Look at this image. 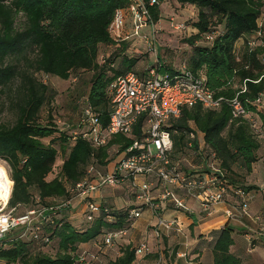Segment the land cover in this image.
I'll use <instances>...</instances> for the list:
<instances>
[{
	"label": "trees",
	"instance_id": "1",
	"mask_svg": "<svg viewBox=\"0 0 264 264\" xmlns=\"http://www.w3.org/2000/svg\"><path fill=\"white\" fill-rule=\"evenodd\" d=\"M144 1L149 9L148 21L157 23L161 3L169 0H160L154 6H149V0ZM178 1L199 9L194 24L198 32L187 38L193 47L192 53L188 64L182 67L195 78H204L205 86L216 97L237 96L264 128V0ZM129 3L130 0H0V86L4 88L17 78L21 80L17 120L12 126L0 123V159L9 166L13 181L9 206L18 207L21 210L18 214L66 203L72 198L67 183L75 186L83 181L90 166L105 172L119 152L132 144L133 136L116 135L106 145L94 147L81 136L74 138L76 126L70 134L59 128L52 114L50 121L42 124L41 110L53 100L56 92L35 76L39 72L67 80L72 74L79 79L82 72H92L86 81L88 89L80 93L86 96L82 104L78 101V114L84 106H89L102 125L107 126L111 83L135 71L136 60L125 54L128 43L113 40L109 33L115 12ZM20 13L24 22L18 27ZM208 35L213 39H207ZM252 40L255 41L253 46L250 45ZM239 41L242 45L238 48ZM115 43H120V51L124 52L120 61L117 62L115 53L104 56L101 62L103 46ZM30 53L34 54L32 59H28ZM21 59H25L33 71L22 68ZM159 64V71L170 75L182 68ZM232 117L227 103L217 109L205 108L202 104L184 106L181 115L171 119L169 129L174 141L173 159L181 160L190 154L187 145L190 132H195L193 148L197 149L202 140L204 150L216 154L223 172L221 182L228 194L239 202L236 205H241L247 192L258 188L248 185V176L260 160L262 142L247 120ZM57 141L64 160L58 174L49 179L59 154ZM138 206L137 203L117 209L103 198L101 212L92 220L75 218L71 206L49 212L37 237L30 233L22 238L20 229H16L0 240V262L81 264L84 251L95 250L94 242L101 241L104 234L123 227L130 229L133 221L128 219L129 212ZM55 241L58 248L53 252ZM233 244V227L226 224L216 233L212 248L214 264H245L240 255L232 252ZM152 253L146 256L158 259L159 255ZM100 255L105 264L138 261L136 246L131 242L120 241ZM171 256L175 259L176 253ZM192 262L190 264H202L199 259Z\"/></svg>",
	"mask_w": 264,
	"mask_h": 264
},
{
	"label": "built area",
	"instance_id": "2",
	"mask_svg": "<svg viewBox=\"0 0 264 264\" xmlns=\"http://www.w3.org/2000/svg\"><path fill=\"white\" fill-rule=\"evenodd\" d=\"M160 0H149V6H154ZM131 14L136 27V35L146 26H152L148 21L149 9L144 0H130V3L115 12L109 25V33L113 40L124 39V29L127 14ZM260 35V33H258ZM212 40L213 36L208 35ZM250 45H255L251 41ZM103 59V56H101ZM159 66H150L142 73L130 71L117 77L110 85L111 112L107 126H103L99 116L89 106H84L78 114L74 138L81 136L94 147L106 145L114 136H133L132 144L108 164L105 172H100L90 166L87 176L75 186L67 183L72 198L66 203L49 209H30L18 214L14 209L7 210L13 186L2 189L0 196V240L11 231L20 229V237L37 233L49 212L60 211L65 206H71V214L92 220L101 212L103 195L107 188L127 187L136 195L140 206L129 212V220L133 222L140 218L145 209L158 211L161 202H168L179 210H190L186 201L191 197L199 203L205 217H212L216 207L225 202L228 192L221 182L223 172L220 161L215 153L204 150L202 140L194 147L195 132H190L188 150L190 154L181 159L172 157L174 141L170 131V121L181 115L184 106L202 104L205 108L217 109L222 104L230 106L232 119H245L253 128L264 147V128L260 120L247 111L240 99L235 96L216 97L214 92L204 84V78H195L185 67L177 69L174 74L162 73ZM58 123V122H57ZM3 165V164H2ZM7 170V169H6ZM8 174V171H7ZM9 178V174H8ZM13 182V181H12ZM240 193L243 194L242 191ZM99 196V200H97ZM101 196V198H100ZM80 208V209H79ZM7 210V211H6ZM107 211V209L105 210ZM229 218H239L249 215L247 201L226 210ZM111 221L112 218L108 217ZM176 224L181 231L183 225L175 220L159 218L158 226L172 229ZM155 229L156 237L161 232ZM129 234V229L120 228L104 234L101 241L93 244L95 250L84 251L81 264H105L100 253L112 248ZM148 234L135 244L137 259L144 258L151 252L146 240ZM185 255H183L184 257ZM161 262V257L159 258Z\"/></svg>",
	"mask_w": 264,
	"mask_h": 264
},
{
	"label": "rangeland",
	"instance_id": "3",
	"mask_svg": "<svg viewBox=\"0 0 264 264\" xmlns=\"http://www.w3.org/2000/svg\"><path fill=\"white\" fill-rule=\"evenodd\" d=\"M198 11L199 9L197 7L189 4L182 5L178 0H169L167 2H162L160 5V20L157 23H153L152 26H146L145 28L139 30V34L137 35L135 32L136 27L133 22V17L128 13L123 35L124 39L122 40L123 42L128 43V48L125 54L130 58H134L136 60L134 70L136 72H143L148 67L158 65L159 63H164L175 68L187 65L193 48L188 43L187 38L198 32L194 25L198 19ZM23 22L24 17L20 13L17 17V26L21 27L23 25ZM120 50H122L120 43L103 46L102 52L99 56V60L102 62L101 56L110 57L113 54L117 53L118 55L116 56V58L117 62H119L120 55L124 53ZM33 57V53H30L28 55V59H32ZM20 66L22 68L33 71V68L27 65V61L25 59H21ZM91 75L92 72L85 71L81 73V77L79 79L75 74H72L69 79L64 80L55 76L46 75L44 73H35V76L38 79L47 83L56 92L53 100L50 103H46L42 108L39 116L40 122L42 124H47L50 121L49 115L52 114L53 119L58 122V127L70 134L71 129L76 126L78 119V111L80 108H77L78 101L80 100V104H82L84 99L83 97L86 96V93L83 95H81L80 93L88 89L86 81L90 79ZM20 81V78H17L7 87L3 88L0 86L1 124L12 126L17 120V102L19 99L18 87L20 85ZM55 146L58 148L59 154L55 162L54 170L49 175V179H53L58 174L64 160L63 151L60 148V142L57 141L55 143ZM0 163H2L3 166L7 169L10 178L9 166L2 159H0ZM10 181L13 186L11 178ZM106 194L107 200L110 203L113 200L111 198L112 196H114V194H118V196L121 195L120 197L125 196L123 187L121 186L115 188V190H108ZM96 198L97 200H99V196H97ZM117 204L121 208L128 207L132 204V200L126 201L123 198L118 197ZM17 208L18 207H11L8 205L7 210L14 209V211L18 213L21 210ZM79 216L80 215H75V218ZM148 229L150 230L149 227ZM159 232H161V230ZM151 234H153V236L156 238L155 232H153V230H150L146 239L150 248L151 245L156 241V239ZM133 236L134 234H130L129 232V234L125 236L121 241H133L131 243L135 245L140 241L141 238L144 237V235H142L140 239L134 241L132 239ZM152 238H154L155 241H152ZM158 239L162 240L163 242L165 240V236L161 234ZM57 248V241H55L53 244V252H55ZM170 249L162 246V248H160L158 252L154 251V253H152L158 254V259L146 258V261H144L143 264H178V262L176 261L177 259H174L171 256L172 251ZM187 256L186 258H188ZM160 257L161 262L159 261Z\"/></svg>",
	"mask_w": 264,
	"mask_h": 264
},
{
	"label": "crops",
	"instance_id": "4",
	"mask_svg": "<svg viewBox=\"0 0 264 264\" xmlns=\"http://www.w3.org/2000/svg\"><path fill=\"white\" fill-rule=\"evenodd\" d=\"M239 47L242 45V41H239ZM145 71V70H144ZM142 73V72H138ZM201 135V133H200ZM262 152V153H261ZM261 153V154H260ZM260 160L254 164L252 173L248 176V185H256L258 188L247 192L246 199L249 205V215H244L237 218H229L226 214V210L233 208V206L239 204L234 200L233 196H226L225 202L219 204L212 217H205L201 212L199 203L191 197H187L186 201L190 210H179L168 202H162V211L158 216V211L153 212L151 209H145L142 216L131 223L129 232L134 234L133 240H138L145 233L155 229L161 230V234L165 236V240L158 239L159 237L152 238L155 241L151 245V249L159 251L162 246L170 249L173 253H176V261H182L184 264L193 263V259H199L202 264H214L213 257V245L216 240V233L225 227L226 224L233 227L234 244L231 247L232 252L240 255L245 264H264V147L259 150ZM110 189L107 188L103 192L104 200H107L106 192ZM125 196L120 197L118 194H114L111 199V203L115 205L117 209V200L123 198L126 201L132 200V205L139 204L135 198V194L131 192L127 187H123ZM122 194V193H121ZM109 202V201H108ZM128 206V207H129ZM159 218L164 220H175L176 223L183 225V229L179 231L176 224L172 229H165L158 226ZM150 228V230L148 229ZM129 242V241H128ZM133 242V241H130ZM89 244H83L82 246H88ZM168 246V247H167ZM171 254V255H172ZM185 255V257H183ZM188 255V256H187ZM186 256L188 258H186ZM178 257V258H177ZM183 257V258H182ZM145 258L139 259L134 264H143L146 261ZM191 261H189V260ZM179 263V262H178Z\"/></svg>",
	"mask_w": 264,
	"mask_h": 264
},
{
	"label": "bare ground",
	"instance_id": "5",
	"mask_svg": "<svg viewBox=\"0 0 264 264\" xmlns=\"http://www.w3.org/2000/svg\"><path fill=\"white\" fill-rule=\"evenodd\" d=\"M10 187H11V181L10 178H8L7 170L2 165V163H0V196L3 188H6L7 190Z\"/></svg>",
	"mask_w": 264,
	"mask_h": 264
}]
</instances>
